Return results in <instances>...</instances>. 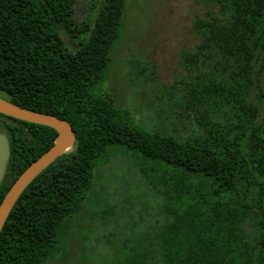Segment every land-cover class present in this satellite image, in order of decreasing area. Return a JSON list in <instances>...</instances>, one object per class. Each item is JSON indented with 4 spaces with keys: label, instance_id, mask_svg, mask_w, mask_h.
<instances>
[{
    "label": "trees",
    "instance_id": "obj_1",
    "mask_svg": "<svg viewBox=\"0 0 264 264\" xmlns=\"http://www.w3.org/2000/svg\"><path fill=\"white\" fill-rule=\"evenodd\" d=\"M212 2L216 12L193 22L200 44L181 54L189 80L168 89L171 127L145 130L91 92L111 65L126 0H100L88 25L76 22L71 0H0V97L65 120L75 135L72 150L36 175L11 208L0 264H50L68 255L62 229L125 222L115 243L90 229L79 236L84 257L101 250L112 254L101 264H264V0ZM62 31L82 36L73 51ZM0 132L8 138L1 202L57 134L2 114ZM111 153L133 163L144 192L124 199L123 181L116 183L120 201L99 187L103 165L96 163ZM97 189L106 196L95 200ZM79 232L62 244H75Z\"/></svg>",
    "mask_w": 264,
    "mask_h": 264
},
{
    "label": "rangeland",
    "instance_id": "obj_2",
    "mask_svg": "<svg viewBox=\"0 0 264 264\" xmlns=\"http://www.w3.org/2000/svg\"><path fill=\"white\" fill-rule=\"evenodd\" d=\"M71 1L76 22L82 25L90 24L97 14L100 0ZM216 7L212 0H126L120 36L111 51V65L104 78L92 87V94L112 99L117 110L132 117L133 121L145 130H152L154 125L161 126L160 123L170 128L169 123L174 118L170 97L173 90L168 89L189 80V73L182 65L181 54L183 51H193L201 41L193 29V22L195 19L205 18L208 12H216ZM61 36L71 51L76 49L77 41L82 37L80 35L78 39H74L63 31ZM153 71L155 80L152 78ZM260 79V89L264 91V77ZM251 96L253 98V94ZM169 115L171 119L168 118ZM182 131L184 130L181 129L180 132ZM100 161L96 163L103 165H100L102 173L99 187L106 193L110 191L116 195V200L122 201L115 191L116 183L122 181L124 188L119 194L124 199L130 192H144L145 186H137L138 181L132 173L133 163L127 157L111 153L102 163H99ZM93 175L95 176V171ZM102 189H97L91 194L95 200H98L99 195L101 198L106 196L101 194ZM85 202L87 211L90 212L93 203L88 198ZM126 223L106 227L94 224L93 227L83 229L78 223V230L73 226L74 232L62 229L60 248L63 252L68 250V255L65 258L59 253L58 256L52 257L50 264H88L91 259L95 264H101L102 259L112 258V254L108 251L104 254L105 251L98 248L100 251L96 254L86 252L85 258L84 241L79 239V236L88 237L90 229L93 237L108 238L103 241L115 243L116 239H120V234L125 237L123 229ZM75 231H80L76 235V243L72 245L69 242L66 246L62 244L67 236H74ZM91 242L97 243V239L91 238Z\"/></svg>",
    "mask_w": 264,
    "mask_h": 264
},
{
    "label": "water",
    "instance_id": "obj_3",
    "mask_svg": "<svg viewBox=\"0 0 264 264\" xmlns=\"http://www.w3.org/2000/svg\"><path fill=\"white\" fill-rule=\"evenodd\" d=\"M0 114L25 121L48 126L55 130L56 137L53 145L37 159L31 162L16 178L10 188L5 193L0 202V232L3 224L25 187L38 175L45 167L52 163L60 155L70 152L75 142L74 132L63 119L51 114H43L17 106L0 97ZM8 160V138L0 132V183L4 177L5 167Z\"/></svg>",
    "mask_w": 264,
    "mask_h": 264
}]
</instances>
